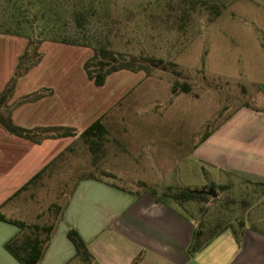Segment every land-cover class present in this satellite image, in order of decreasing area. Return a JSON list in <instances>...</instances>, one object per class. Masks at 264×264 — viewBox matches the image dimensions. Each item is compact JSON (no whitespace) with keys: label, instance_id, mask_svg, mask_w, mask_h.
<instances>
[{"label":"rangeland","instance_id":"obj_1","mask_svg":"<svg viewBox=\"0 0 264 264\" xmlns=\"http://www.w3.org/2000/svg\"><path fill=\"white\" fill-rule=\"evenodd\" d=\"M10 32L104 45L115 63L129 61L146 71L113 73L100 95L85 77L80 52L40 42L42 58L26 72L36 68L28 82L65 80L63 88L77 93L80 98L73 92L71 98L80 104L114 97L115 85L128 89L102 114L108 142L96 164L77 138L72 151L19 193L22 208L33 214L30 222H51L58 213L53 204L63 206L76 179L90 172L132 191L144 190L140 182L158 193L198 189L201 181L207 189L217 172L194 159L193 149L240 108L259 105L264 93V4L257 0H0L1 72L10 70L19 40L25 39L23 51L27 45L26 37ZM149 57L173 62L179 73L151 65ZM175 82L188 84V91L173 93ZM210 139L218 142L215 135ZM216 190V200L166 199L204 230L203 240L211 235L218 210L229 205L227 192ZM253 197L249 203L263 206L264 188ZM234 205L230 218L225 212L229 222L241 213L240 202Z\"/></svg>","mask_w":264,"mask_h":264},{"label":"crops","instance_id":"obj_2","mask_svg":"<svg viewBox=\"0 0 264 264\" xmlns=\"http://www.w3.org/2000/svg\"><path fill=\"white\" fill-rule=\"evenodd\" d=\"M257 1L264 4V0ZM24 45L25 39L19 40V49L14 54L15 61L10 70L0 71V90L11 76ZM64 45H69L71 52L82 54L83 68L92 50L84 46ZM35 71L36 68L17 80L8 102L12 104L43 88L51 90L48 95L16 104L11 109L12 121L24 128L69 127L79 134L110 109L128 89L127 86L115 85L111 88V91H116L114 97L110 93L105 100L94 99L89 104L81 101L80 104L72 100V90L63 88L65 80L57 83L28 82L27 78ZM123 71L113 73L116 75ZM113 73L101 86L94 85L86 73L85 77L93 90L99 92L106 89ZM73 94L80 98L77 93ZM260 100V104L255 106L264 107V93H261ZM214 135L220 144H211L210 138ZM77 138L78 135L46 138L36 143L11 134L0 124V210L6 218L30 222L33 214L22 208L23 203L17 199L20 192L14 193L67 146L73 145ZM192 157L217 172L211 184L226 185L222 190L235 202L238 198H250L254 184H264V114L250 107L240 108L204 143L193 149ZM228 177H233V180ZM205 184L201 181L199 188L206 189ZM219 197L217 195L216 198ZM234 206L229 209H237ZM239 209L244 218L242 226L221 227L218 235L191 255L188 246L196 223L180 208L157 202L145 191L114 187L106 179H82L69 196L38 264H84L75 257V249L66 236L69 228L78 232L97 264H264V205L246 203ZM233 230L241 233L239 242L234 238ZM19 231L17 225L0 220V264H21L4 247Z\"/></svg>","mask_w":264,"mask_h":264},{"label":"trees","instance_id":"obj_3","mask_svg":"<svg viewBox=\"0 0 264 264\" xmlns=\"http://www.w3.org/2000/svg\"><path fill=\"white\" fill-rule=\"evenodd\" d=\"M10 33H14V32H10ZM14 34L26 37L27 45L24 51L18 57L14 74L6 82L3 89L0 90V124L11 134L25 138L27 140L36 143H39L46 138H58V137L78 135V138L82 140V142L86 145L87 149L90 151V154L93 157V163L96 164L99 158L104 156L105 145L106 142H108V138H107L108 128L103 122V117L101 116L95 119L94 121H92L85 129L79 132V134L76 129L69 127L24 128L18 126L12 121L10 117L11 109L16 104L26 101H32L40 97H43L45 95H48L50 94L51 90L43 88L19 98L12 104H8L10 98L13 95L17 78L19 76L24 75L29 68L36 65L41 60L42 54L40 52H37V49H38V45L43 40H49L53 42L78 45V46H84L90 48L92 50V55L84 61L83 69L86 73L87 78L89 80H92V82L96 86L103 85L106 77L115 71L125 69L133 72H137L141 70L146 73L145 69L143 67H134L133 64L130 63L129 61L115 63L116 58L112 54L111 50H109L104 45L97 47L94 44L91 45V44L76 43V42L68 41L63 38L45 39V38H37L36 36H30L28 34H22V33H14ZM148 60L151 63V65L155 67H160L162 69L169 68L173 72L179 73V71L175 69V64L173 62H165L161 58H155V57H149ZM188 89L189 87L188 84L186 83L175 82L174 84H172L171 87L173 93H176L178 91L187 92ZM246 106L256 111H260L264 114V107H258L250 104H246ZM209 133L210 132L205 133L203 139H205L209 135ZM72 150H73L72 145L67 146L53 160H51L42 170H40L34 176H32L26 184H24L19 190H17L14 193V195L26 189L28 185H30L31 183L37 181L45 172V170L55 165V163H57L60 159L65 157V155ZM102 173L104 176H108L112 178L115 177V175L110 172L103 171ZM82 179L101 180L103 178L97 177L91 172L88 174L80 175L73 183V186L71 187L70 192L68 193L64 205L59 207L58 205L53 204V206L57 209L58 213L51 222L49 221L40 224L37 222L31 223L21 220H14V219L6 218L0 210V220L11 222L17 225L20 229L19 233L16 236L11 238L4 244V247L21 264H38L40 262L49 244V241L53 235L56 225L61 219L62 213L64 211L69 196L73 193L77 182ZM140 183L144 188L143 191L148 192L151 196L154 197V199L157 202H162V203H168L166 201V199L168 198L181 204V203H187L189 201H202L209 196L205 193H195L193 192V189L190 188H180L177 190H171L170 188H167V190L158 193L154 188L149 187L144 182H140ZM110 185L117 188H122L121 186L115 184L114 182H110ZM254 185H255V187L253 186L254 192L259 191L260 188L262 189L264 188V184H254ZM210 187L215 190L216 188L222 189L227 186L226 185L216 186L215 184H212ZM254 192L251 194L250 198H247L246 196L243 198H238L237 201L240 202L241 206L246 205V203L247 205L251 204L249 202H253L251 199L254 198L253 197ZM212 198L213 200L218 199L216 197L215 198L212 197ZM226 202H228L229 205H224L223 207H221L223 208L222 210L220 209L218 210L220 212L218 213V215H216L217 220H215L212 226L213 228L209 229L211 235L206 240L202 239L204 230L202 228H199L198 225L196 226V229L192 234V238L188 246V252L191 255L196 253L198 250H200L212 237L218 235L221 227L223 226L232 227L233 225L235 226V224H237L236 227H240L243 225L244 218L241 215L233 218L232 221L230 222L229 219L226 220L224 218L225 216H227L224 213L227 211V209L229 210L228 218H230L229 216H231L232 212L234 211V209H229L232 205H234V199L230 198V196H227ZM233 235L236 241L239 242L241 233L233 230ZM66 236L75 249V257L77 259H79L84 264H97L96 262H94L93 256L90 253L86 243L83 241V239L80 237V235L76 230H74L73 228H69L66 232Z\"/></svg>","mask_w":264,"mask_h":264},{"label":"water","instance_id":"obj_4","mask_svg":"<svg viewBox=\"0 0 264 264\" xmlns=\"http://www.w3.org/2000/svg\"><path fill=\"white\" fill-rule=\"evenodd\" d=\"M193 192L195 193H205L209 196L215 197L216 196V191L214 189H212L211 187L205 189V188H201V189H193Z\"/></svg>","mask_w":264,"mask_h":264}]
</instances>
